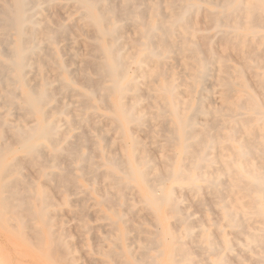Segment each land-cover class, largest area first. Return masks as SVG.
I'll return each instance as SVG.
<instances>
[{
	"label": "bare ground",
	"instance_id": "bare-ground-1",
	"mask_svg": "<svg viewBox=\"0 0 264 264\" xmlns=\"http://www.w3.org/2000/svg\"><path fill=\"white\" fill-rule=\"evenodd\" d=\"M42 1L0 0V226L49 264H78L59 213L88 234L90 203L108 225L98 264H264V0H69L71 48H88L74 72L55 46L67 23L50 26ZM96 114L118 135L83 151L72 121ZM158 128L156 158L135 130ZM187 197L216 217L191 220Z\"/></svg>",
	"mask_w": 264,
	"mask_h": 264
},
{
	"label": "rangeland",
	"instance_id": "rangeland-1",
	"mask_svg": "<svg viewBox=\"0 0 264 264\" xmlns=\"http://www.w3.org/2000/svg\"><path fill=\"white\" fill-rule=\"evenodd\" d=\"M146 1L147 0H144V3H146ZM67 2H68V4H67ZM51 3H52V5H50V6H46L45 5L46 3H44V2L41 4V6L43 8V9L41 8V10H42L41 11V15L44 16L45 18H47V21H48L49 25L52 26V27H55V25H57L59 23H64L65 25L67 23V26H69V27L66 26V30L67 31H66V34L64 35L65 37L64 38H60L55 43V46L57 47V49L59 47V49H58L59 51L61 49V51H60L61 53L58 51L59 57L64 62H66L67 67L72 72H74V69L76 70L80 66V63L78 62L79 58L77 57L78 55L75 56V53H79V54L85 53V50L88 49L84 45H81V43L79 45H77L78 47H76V49L73 50L71 48V42L75 38L74 24L79 21V17H78V14L73 11V8H71L72 6L70 5L69 0H52ZM44 10H46V11H44ZM47 11H48V13H47ZM51 14H52L53 17H51ZM191 15H193V13ZM60 17H61V19H60ZM50 18H51V20H50ZM73 18H75V19H73ZM54 23H55V25H54ZM71 25L73 26L72 28H71ZM68 28L69 29L71 28L70 29L71 32L68 31L69 30ZM126 34L128 36L132 35L130 28H126ZM1 39L2 38L0 36V41H1ZM45 48L46 49L48 48L47 51H45V53H49L51 51V48H49V46H44L43 47V52H44ZM65 48H67V49H65ZM77 50H78V52H77ZM66 52H67V54H66ZM73 62H74V64H73ZM133 68H134V65H131L130 71H132ZM172 68H173V74L174 75L177 76V75L182 73V70L180 69L181 67L178 64H174L172 66ZM49 71H50V69L48 70V74H50L49 76H51V72L49 73ZM86 71L88 72L87 74L89 76L94 77V75L92 73H90L89 70H86ZM169 71L171 72V70H169ZM34 75L35 74H33V77H34ZM75 80L77 82L79 81V79H77V78H75ZM35 81H37L36 76H35V78L32 79L33 83H35ZM74 87L80 88V86H77V85H75ZM141 92H142L143 102L147 103V99H148V97L146 95L147 93L145 91H143V90ZM207 92L209 93L208 103L210 105L217 106V105H219L221 103V94L222 93H221L220 88H218L216 86H210V88L209 87L207 88ZM53 96L56 99V101L53 103V105H55V106H60V105H63L65 103H70V100H71L70 95H65V94H61L60 95V93L57 90H54ZM216 96L218 98H220V99H218ZM215 97H216V100H215ZM214 102H215V105H214ZM83 112L84 111H81V113H83ZM15 115H17V117H18L19 113L17 111H15L14 114L12 113L9 116V119L11 118V120L14 119V120L17 121L18 118L15 117ZM72 123H73V133H75V134L79 133L80 134L82 132L80 134V140H82V142H81L82 145L79 144V147L83 151L86 150V146H84L85 143L87 142V147L90 148L91 147L90 146V142L95 140L96 137L98 136L97 134H99V133L103 136L104 143H106V144L112 142V140L115 139V136L118 135L117 133H115L112 130V127L110 126L108 121L104 117L99 116L97 114L94 115L93 117H91L87 122L81 121V119L78 120L77 117H76L75 120L72 121ZM92 124H96L97 125V129L93 128ZM82 129H84V130L82 131ZM159 129L161 131H159ZM160 132L163 134V136H160L161 135ZM84 134H85V136H84ZM145 134H146L145 131L143 132L142 130L141 131L135 130V135L139 136L142 139V141L145 142L147 148L150 147L149 144L152 145L148 150H149L151 155L153 154V156L157 158L158 157V152L156 150V144H161V143L164 142L163 139H164L165 131L162 130L161 128H158V132H157L158 135L156 136L155 139H151L150 137H147L148 135H145ZM83 136H84V138H83ZM151 142H154V143H151ZM111 146L115 147L114 145H111ZM115 151L119 152L117 149H115ZM24 173H26L27 175H29V174L32 175V170H24ZM52 194L53 195H51V193H50L51 197H53L54 201H57V199L59 198V194L58 193H53V192H52ZM204 197H206V195ZM205 199H206V202H208L207 200H209L210 197L207 196V198H205ZM183 205L187 209V212L189 214V218L191 220L195 221V222L200 220V219H203L205 217V215H207L206 217H208V218H213L214 216L216 217V209H217L216 207L215 208L208 207L207 204L205 206H203L202 208L198 207V206H195V205L192 204L191 199L189 197H187L184 200ZM211 209H213V211ZM85 211H86L87 223L92 228V230L88 234H84L81 231V229L78 228V222L79 221L76 222V219H74L70 214H67V213L64 214L63 210H60L61 213H59V214L61 216L59 215V217H60L59 221H61V226L64 228V230L67 231V233L69 235L70 243L73 244L74 247H75V245L77 246L79 244L78 247H75V255L76 256H80V257H78L79 258L78 264H79V262L81 264H84V260H86L85 264H87L88 262H89V264H98L100 259H101V256H99L98 254H94V253H92L90 255L89 253L92 252L91 249L96 247V245H98L100 243H105V242H103L104 241L103 235L108 230V225H107V221L106 220H104V219L100 220V219L96 218L97 214L95 213L94 207L91 206L90 203H88L87 209ZM73 219H74V221H73ZM149 220L150 219H149V217L147 215H144V217L140 219V221H142L141 223H142V225L144 227H146L148 229H152V225H151ZM67 222H69V223H67ZM74 236H75L76 239L73 238ZM1 237H3L4 240H2ZM77 238H78V240H77ZM6 243H8V244H6ZM3 244H4V246H3ZM78 249H80L81 251L78 250ZM2 250H3V252H2ZM14 251H16V253ZM79 251H80V253H79ZM21 252H23V253H21ZM13 253H14L15 256H13ZM86 253H87V256H86ZM233 253H236V252L234 251ZM17 254H19L21 257L20 256L18 257ZM9 255H11V256H9ZM81 255H82V257H81ZM24 261H25V263H24ZM26 261H27V264H32V263L33 264H49V261L46 258L42 257L40 252L25 247L14 236H12L8 231H6L5 229H3L0 226V262H1V264H23V263L26 264ZM245 264H247V263H245Z\"/></svg>",
	"mask_w": 264,
	"mask_h": 264
}]
</instances>
